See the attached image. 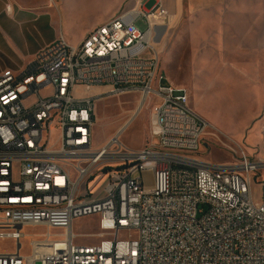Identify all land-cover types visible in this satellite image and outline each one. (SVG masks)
<instances>
[{"label": "built area", "instance_id": "obj_1", "mask_svg": "<svg viewBox=\"0 0 264 264\" xmlns=\"http://www.w3.org/2000/svg\"><path fill=\"white\" fill-rule=\"evenodd\" d=\"M143 1L78 47L59 36L19 75H0V239L16 243L0 264H264V180L259 193L252 187L264 160L234 141L230 162L197 156L208 123L188 89L160 70L152 40L167 33L163 0L151 9ZM79 87L105 92L79 96ZM128 92L155 100L151 143L131 149L121 130L95 148L97 99ZM103 166L101 197L83 198L84 181ZM93 214L98 242L75 243L74 220ZM27 226L48 230L34 235L29 254Z\"/></svg>", "mask_w": 264, "mask_h": 264}, {"label": "rangeland", "instance_id": "obj_2", "mask_svg": "<svg viewBox=\"0 0 264 264\" xmlns=\"http://www.w3.org/2000/svg\"><path fill=\"white\" fill-rule=\"evenodd\" d=\"M43 1H38L39 5L31 10V19L22 21L18 25L20 36L14 38L4 36L5 42L12 48V53L19 56L25 65L20 70L8 65L0 67L1 76L22 73L36 60L39 51L53 42L57 36H63L70 45L78 47L88 29L104 24L132 6V0H54L51 2L45 0L42 3ZM263 1L250 0V5ZM156 2L157 0H144L142 6L151 9ZM168 2L173 6L175 0H163V5L168 7ZM179 3L180 7L174 11L172 26L161 41L157 39L158 36L156 37L158 43L154 42V45L159 53L160 70L165 78L175 85H182L188 89L190 106L208 123L197 156L209 162H230L233 154L229 147L235 146L234 141L252 159L264 158V94L261 90H250V62L253 63L256 60L261 62V65L262 62L264 63L263 54L250 58V46L264 51V9H250L245 15L239 11V20L237 22L229 20L228 23L233 25L228 24L226 34L222 37V26L199 25L200 21L195 15L197 11L190 9L189 0H178L177 4ZM22 4L27 7V3L22 2ZM6 9L9 10L10 6L6 5ZM215 30L220 31V33L216 31L220 39L218 48L223 49L225 46L232 52L239 51L224 59L226 63H234L233 65L223 64L221 58L212 56L216 46L213 45L215 42L208 45V40H213ZM250 30L254 32V34L252 32L251 41ZM1 33L3 34L2 31ZM200 49L207 50L208 54H211L208 59H203L202 67L199 65ZM215 60L219 62V68ZM236 63L238 68L234 66ZM257 68L256 65L255 70ZM262 71L264 73V65ZM199 72L202 73L201 77ZM163 82L166 83V80ZM252 87L260 88L256 85ZM51 92L50 88L42 91L41 94ZM104 92L105 88L101 87L99 91L92 90L90 93L97 95ZM90 93L82 87L78 88L79 96ZM141 101V95L134 92L117 96L108 94L100 96L96 101L94 147H102L121 130L123 132L119 139L127 147L139 150L149 145L155 100L143 104ZM133 113L137 115L128 124L127 120ZM107 168L106 166L97 167L86 178L81 187L83 198L99 195L105 185L102 173ZM254 177L257 180H252V187L256 193H259L261 184L258 180H264V167L256 171ZM143 178L146 185H152L153 178L150 171H145ZM98 222L99 217L96 214L75 219L72 225V231L77 235L75 243L98 242L99 238L95 236L100 233ZM23 231L27 236L21 239L22 252L29 254L34 235L46 233L48 230L46 227L27 226ZM63 232L64 229H51L52 234ZM15 249V241L0 239V252Z\"/></svg>", "mask_w": 264, "mask_h": 264}, {"label": "crops", "instance_id": "obj_3", "mask_svg": "<svg viewBox=\"0 0 264 264\" xmlns=\"http://www.w3.org/2000/svg\"><path fill=\"white\" fill-rule=\"evenodd\" d=\"M38 1L40 0H0V67H4L6 65L13 67L16 70H20L24 68L25 62L19 58L15 53H12V48L9 47V44L5 42L4 36L7 37H17L20 36L18 25L22 23V21L31 19V10L39 5ZM45 1V0H44ZM44 1L42 3H44ZM54 1V0H49ZM22 2L27 3V7L22 4ZM178 0H175L173 6L168 2V7L164 6V17L162 18V24L165 27L161 34L163 32H168L170 27L173 24L174 19V11L177 10L180 7L177 4ZM190 4L189 7L191 10H195L196 17H198V20L200 21L199 25L205 24L206 26H222L221 32H223L222 37L224 34H226L227 26L229 20L237 22L239 20V11L242 12L243 15L247 14L250 9H264V1L255 3L254 5H250V0H189ZM30 4V5H29ZM133 4V2H132ZM6 5L10 6V9H6ZM21 15L22 17H20ZM14 18V19H13ZM230 21V22H232ZM204 22V23H203ZM230 25V26H232ZM96 26V25H95ZM91 27L88 29L84 37L95 27ZM237 26V24L235 25ZM3 32V34L1 33ZM215 30L213 40H208L209 44L211 42H215L213 44L215 47L214 54H212L213 57L221 58L223 64H230L233 65L234 63H229L224 60L226 57L233 56L235 53H238L239 51H231V49L224 48L220 49L218 48V39L217 33ZM252 32L250 30V41ZM220 33V31H219ZM254 34V32H253ZM59 36L55 37L54 39L58 38ZM223 39V38H222ZM206 40V42H207ZM225 45V44H224ZM207 47V45H206ZM202 48V47H201ZM200 67L204 64L203 59H208L211 54H208L207 50L203 51L200 49ZM252 51V52H251ZM261 54L264 55V51L262 50H256L253 49L250 46V58L255 56H261ZM206 63V62H205ZM217 68H219V62L215 60ZM208 64V63H207ZM257 65V70H255ZM264 63L262 62H250V90H261L264 94V73L262 71ZM234 66L238 68V64L236 63ZM199 75L201 77L202 73L199 72ZM262 77V79H261ZM256 85V87L260 88H254L253 85ZM101 87H93L92 90L99 91Z\"/></svg>", "mask_w": 264, "mask_h": 264}, {"label": "bare ground", "instance_id": "obj_4", "mask_svg": "<svg viewBox=\"0 0 264 264\" xmlns=\"http://www.w3.org/2000/svg\"><path fill=\"white\" fill-rule=\"evenodd\" d=\"M165 27H162V30L164 29ZM161 29V28H160ZM162 30H161V32H162ZM161 32H160V34H161ZM154 42L157 44L158 43V41L156 40V37L152 40V44L154 45ZM154 47H155V45H154ZM142 104L145 102V98L144 97H142ZM140 102V103H141ZM143 107V106H142ZM136 115H137V113H136ZM136 115H135V117H136ZM135 117L132 119V120H134L135 119ZM260 159H262V160H264V158H260ZM260 166H262V167H264V165H260Z\"/></svg>", "mask_w": 264, "mask_h": 264}]
</instances>
